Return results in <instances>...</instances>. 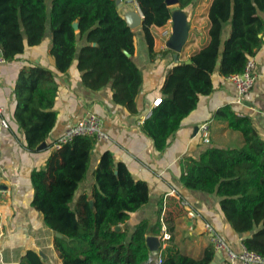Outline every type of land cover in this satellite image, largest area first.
Masks as SVG:
<instances>
[{"label": "trees", "instance_id": "16d2710c", "mask_svg": "<svg viewBox=\"0 0 264 264\" xmlns=\"http://www.w3.org/2000/svg\"><path fill=\"white\" fill-rule=\"evenodd\" d=\"M116 0H0V50L7 61L16 59L27 47L49 36V55L56 71L40 64H23L13 86V118L21 128L30 150L45 141L57 119L54 103L58 84L56 72L71 66L80 82L91 90L110 84L111 99L137 113V96L143 77L133 59L135 33L119 15ZM142 14L140 30L149 60L154 61L153 27H163L172 7L165 0H135ZM195 0H178L188 11ZM264 0H210L207 8L208 41L185 60L174 61L165 73L158 105L144 118L142 131L152 140L156 152L167 146L183 120L198 105L201 96L214 90L215 74L227 77L241 73L247 60L263 43ZM78 21V28L73 22ZM229 32L222 37L223 28ZM79 41L81 42L80 47ZM128 52L129 55H126ZM239 131L244 144L239 147L210 145L197 158L183 162L180 182L189 190L215 193L218 210L239 235L243 247L264 258V140L250 118L237 114L226 104L213 114ZM94 136H74L52 149L45 166L30 173L32 206L42 213L44 225L54 233L53 246L62 264H153L147 235L160 232L159 201L157 220L137 222L131 233L125 225L130 214L149 199L148 183L135 179L122 161L104 150L92 171L94 184L75 198L86 180ZM53 145V143H52ZM121 229L114 227L120 225ZM172 231V226H167ZM212 244L200 257L180 251L172 238L161 249V264H210ZM19 264H45L39 254L26 250Z\"/></svg>", "mask_w": 264, "mask_h": 264}, {"label": "crops", "instance_id": "0c3cea01", "mask_svg": "<svg viewBox=\"0 0 264 264\" xmlns=\"http://www.w3.org/2000/svg\"><path fill=\"white\" fill-rule=\"evenodd\" d=\"M208 6L209 3H195L191 9L190 19L194 21L193 27L196 31L194 34L189 33L187 40L192 34V43L178 54L179 61L187 59L208 41ZM260 14L264 19V10ZM169 22L170 19L167 23ZM163 27H153L152 32L155 34L162 31ZM136 29L132 30L135 33L132 57L143 77L136 98L137 113H132L112 101L110 84L100 90L83 86L79 72L71 66L64 73L56 72L58 89L54 110L57 112V119L45 140V147L40 149L30 150L26 147L24 134L13 118V86L23 64H40L56 71L49 55V36H45L42 43L27 47L16 59L0 64V106L4 108L2 116L8 124L0 136V264H19L21 256L28 249L35 250L45 264H62L53 246L56 233L44 225L42 213L31 204L33 188L30 173L33 169L44 168L46 157L54 149L52 143L86 111L101 117L102 128L109 139L96 141L93 145L86 180L79 184L75 198L94 184L92 171L101 153L109 150L116 161L127 165L135 179L144 180L149 186L148 202L131 213L125 222L129 234L134 225L143 218L149 219L153 225L157 220L159 201H162L161 212L164 207L166 225L173 227L172 231H168L169 239L172 238L183 253L200 257L204 248L211 244L212 233L223 237L233 250L238 252L242 249L239 235L217 208L219 197L215 193L184 188L179 177L183 171L184 160L197 158L210 145L239 148L244 144L239 131L229 129L226 121L213 118L215 111L223 105L228 104L237 114L248 116L256 132L264 140V117L260 113L264 109V33L263 43L253 56L255 80L242 97V103L235 101L237 91L233 82L228 77L215 74L214 90L209 95L200 97L195 110L183 120L164 150L156 152L152 140L142 131L141 126L150 113L153 101L160 97L163 77L172 65L171 55L160 53L166 49L157 45L155 37L154 49L158 53L151 62L142 32L136 33ZM228 32L229 25H225L222 37L225 38ZM80 45L79 41L78 47ZM204 121L209 123V143L202 141L198 130L194 132V127ZM182 201H186L189 208L196 213L191 227L188 224L187 208ZM205 224L209 225V230L205 228ZM167 241L162 242L159 248L162 249ZM234 264L242 263L236 261Z\"/></svg>", "mask_w": 264, "mask_h": 264}, {"label": "built area", "instance_id": "2783aa9c", "mask_svg": "<svg viewBox=\"0 0 264 264\" xmlns=\"http://www.w3.org/2000/svg\"><path fill=\"white\" fill-rule=\"evenodd\" d=\"M171 32V22L164 25L162 29V35L168 36ZM7 60L1 53L0 50V64L5 63ZM254 62L253 57H250L241 73L231 74L228 77L230 81L235 85L237 96L236 102L242 103L241 99L244 94L251 88L254 80L255 74L253 72ZM161 98H156L152 105L156 106L160 103ZM4 108L0 106V136L2 130L8 127L7 121L3 115ZM264 117V109L260 111ZM149 115V113H148ZM198 133L201 136V139L204 143L210 142V130L209 123L204 121L198 125ZM88 135L94 136L96 141H105L109 139L108 134L102 128V119L97 114L86 111L82 117H80L74 124L68 126L65 131L54 141L53 147L55 149L60 148L64 143L70 141L74 136ZM0 158H1V144H0ZM182 204L187 208V215L189 218L188 224L192 226V218L196 215L191 208H189L186 201H182ZM160 222V234L157 235L160 241L162 242L169 240L170 234L167 230V225L164 220V207L162 212L159 215ZM206 229H210L208 224H205ZM210 241L215 251H221L223 259L219 261L218 264H234L236 261H240L242 264H264V258L254 251L247 250L245 247H242L240 251L233 250L223 237L216 233L210 234ZM159 245V247H160ZM148 262L153 264H161L162 256L161 249L158 248L157 251H150L148 255Z\"/></svg>", "mask_w": 264, "mask_h": 264}, {"label": "water", "instance_id": "95a60500", "mask_svg": "<svg viewBox=\"0 0 264 264\" xmlns=\"http://www.w3.org/2000/svg\"><path fill=\"white\" fill-rule=\"evenodd\" d=\"M117 9L121 18L125 21L126 26L131 30L138 28L142 24V14L135 0H116ZM165 3L173 7L171 9V32L165 40V49L173 51L174 61H177L178 53L181 51L183 45L188 37L190 23L188 17V11L176 7L178 0H165ZM73 27L78 28V21L73 22ZM129 55L128 52H125ZM190 62L189 59L186 60ZM197 126L194 127V132L197 131ZM45 141L41 142L36 148L40 149L45 147ZM116 230H120L121 226L117 225L114 227ZM58 235V233H56ZM240 235V234H239ZM146 245L150 251H157L160 245V241L157 235H147ZM223 259L221 251H215L214 259L210 264H218Z\"/></svg>", "mask_w": 264, "mask_h": 264}, {"label": "rangeland", "instance_id": "374dc122", "mask_svg": "<svg viewBox=\"0 0 264 264\" xmlns=\"http://www.w3.org/2000/svg\"><path fill=\"white\" fill-rule=\"evenodd\" d=\"M210 0H195V3H209ZM189 23H190V28H189V33L191 32L192 34L195 33V29L193 27L194 21H191L190 17H189ZM157 31V30H156ZM136 33L141 32L140 28H137L135 30ZM188 33V35H189ZM192 34H190L189 39L186 41L187 43H185V45H183L181 51L178 53L180 54L182 51H185L187 49V47L192 43V39L190 37H192ZM137 35V34H136ZM157 40V45L163 46L165 48V40L167 39V37L169 36H164L162 35V31H157V33L154 34Z\"/></svg>", "mask_w": 264, "mask_h": 264}]
</instances>
